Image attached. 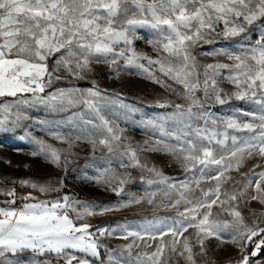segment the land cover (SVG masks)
Wrapping results in <instances>:
<instances>
[{
  "label": "snow or ice",
  "instance_id": "snow-or-ice-1",
  "mask_svg": "<svg viewBox=\"0 0 264 264\" xmlns=\"http://www.w3.org/2000/svg\"><path fill=\"white\" fill-rule=\"evenodd\" d=\"M138 27L158 33L159 38L147 41L156 58L134 47V41L141 38L136 34ZM253 34L257 35L254 41ZM217 38L235 41V47L213 49L205 55L224 57L227 62L201 64L194 50L217 42ZM53 57L55 67L49 70L48 61ZM121 60L124 66L140 69L144 78L166 89L175 92L173 85L183 89L176 94L187 102L186 106L173 105L176 111L161 120L183 123L184 128L192 130L184 134L190 138L181 141L177 136L175 145L161 140L154 145L147 141L137 146L125 144L123 129L108 119L105 110L127 119L139 109L125 103L118 93L106 95L95 81L93 87L84 90L70 87L46 91L67 77L84 79L92 71L93 62L118 67ZM61 69L66 76L58 74ZM225 70L229 73L227 81L233 85L231 92H225L217 83ZM233 100L256 108L216 116L205 107V102L225 105ZM155 103L161 108L172 104L169 100ZM81 105L90 118L85 119V113L79 112L64 124L37 121L47 125V136L68 147H56L26 132L25 138L35 145L31 155L66 170L74 143L85 139L92 144L93 153L97 146L107 149L110 156L119 157L121 168L139 169L140 181L157 187L142 196L126 193L128 198L115 205L72 200L67 195L56 200L40 199L33 192L18 197L15 187L0 190V195L9 198L3 201L6 206L0 207V264H53V260L44 258L48 255L55 258L56 264H93L91 258L99 260L101 248L107 260H100V264H171L173 255L183 257L186 264H197L193 238L199 255H206L205 241L215 237L224 243V232L231 233L230 242L240 249L236 264H249L250 243L254 245L252 257L261 253L264 213H253L250 225L237 210L236 202L244 197L264 204V170L257 172L255 169L261 165H254L240 174L243 182L234 180L230 173L239 172L247 159L258 156L264 160V0H0V131L23 127L32 119L29 110L43 108L58 113ZM241 116L248 119L242 120ZM194 120L202 121L203 127L194 126ZM145 123L164 131L163 124L154 119ZM67 125H71L68 131H62ZM138 151L171 154L186 173L192 174L191 181L167 176L155 165L142 162ZM206 170L215 175H207ZM132 180L131 172L117 173L109 167L97 182L120 196ZM229 181L234 190L224 191L221 199V189ZM211 182L214 187H201ZM13 183L42 194L59 192L63 186L62 181L53 184L30 179ZM241 183L236 190L235 185ZM249 188H254V194L245 196ZM161 193L168 204L156 202ZM17 199L22 201L20 207H14ZM145 202L176 209L178 219L166 230L155 231L148 226L140 231L129 230L128 223H124L118 227L124 240L132 237L129 243L118 249L100 243V237L111 236L117 229L94 228L89 217ZM214 205L231 219L218 218L219 214L214 217ZM152 223L148 221L147 225ZM189 229H194V234L186 236ZM141 244L145 249L155 246L151 252L141 250L133 255V249L141 248Z\"/></svg>",
  "mask_w": 264,
  "mask_h": 264
},
{
  "label": "rangeland",
  "instance_id": "rangeland-1",
  "mask_svg": "<svg viewBox=\"0 0 264 264\" xmlns=\"http://www.w3.org/2000/svg\"><path fill=\"white\" fill-rule=\"evenodd\" d=\"M136 34L140 39L134 41V47L138 52L147 53L149 56L156 58V53L151 45L147 43L149 39H157L158 33L148 27H138ZM253 41L257 39V35L253 34ZM235 41H224L217 38V42L212 44H203L194 50V54L197 60L201 64L212 63L216 60L227 62L224 57H213L205 55L217 48H234ZM55 57L48 61L49 70L55 67ZM146 63V62H145ZM147 66V64H146ZM92 71L85 74V78L82 80L67 77L55 82L51 88L46 91H53L56 88H70L76 87L79 89H88L93 87V81L95 85L105 92L106 95L112 93H118L120 98L125 103L134 105L138 112L130 114L125 119L123 116H113L108 110H105V114L109 120L115 121L120 129H123V136L127 139L124 141L125 144H132L133 146L144 145L147 141L149 145H154L156 141L161 140L165 143L175 145L178 143L176 137L179 136L181 141L190 138L184 134L192 131L184 128L183 123L177 122L172 119L161 120V117L170 116L176 111L173 105L184 104L186 101L176 93L182 92L183 89L179 85H173L176 89L175 92L166 89L141 75V70L135 67L124 66L123 61L119 62L118 67H113L104 63H95L91 65ZM59 75L66 76L67 74L63 69L58 73ZM157 75H160L157 73ZM229 75L228 71L225 70L221 74V78L218 79V86L223 88L225 92L233 91V85L229 83L226 77ZM167 83L172 84V81L167 80L166 77H162ZM197 95H202V92H198ZM11 99V98H9ZM169 100L172 102L171 105L161 108L156 105V101ZM207 110L211 111L216 116H229L234 113L235 110L239 109L240 112L253 111L256 106L245 101L233 100L230 104L225 105H210V102H205ZM197 111V109H193ZM85 113V119L90 118V113L81 105L74 107L66 112L49 113L43 108L29 110V114L32 119L25 121L24 126L16 129L13 132L0 131V190L10 189L11 187L16 188L17 196H24L28 192H33V195L40 199L56 200L65 195L69 196L72 200H78L83 202H92L97 205H115L120 201L126 200L128 197L126 193H132L136 196L144 195L145 191H153L157 187L156 185L149 186L140 181L141 171L135 168H121L119 164V157L110 156L107 149H103L97 146L93 153V146L85 139H81L74 143L71 149L72 155L68 157L69 163L67 169L64 167H56L49 163L45 159L39 156H32L31 152L35 150V145L29 138H25L26 132H31L33 136L42 138L49 143L54 144L56 147L66 149L67 144H61L58 141L53 140L51 137L46 135L45 129L47 125H41L37 123L38 120L56 121L64 124L73 113ZM149 119L156 120L157 123L163 124L164 131H161L157 127L147 125L145 121ZM242 120L248 119L247 117L241 116ZM79 123V119H77ZM194 126L203 127V122L200 120L193 121ZM67 125L62 128V131L67 132ZM167 133V135L165 134ZM76 133L73 134L72 139H75ZM138 155L141 157L142 162H147L150 166L155 165L158 169L162 170L167 176L178 178L180 180L188 179L191 181V175L186 173L181 167V164L167 152H152V151H138ZM260 164L261 167L255 169L259 172L264 170V160L258 156L247 159L244 164L240 167L239 172L232 171L230 175L234 180H240L243 182L244 177L241 173L249 172L254 165ZM112 168L117 173L131 172L133 180L125 185V192L117 196L111 192L110 189L106 188L103 184L98 183L97 179L100 177L102 171L105 168ZM207 175H215V172H208ZM195 176L198 179L200 174L198 171L195 172ZM21 179H30L38 183L51 182L58 184L60 181L63 182V186L59 192H53L48 194H42L32 190L28 187H22L14 181ZM214 182L203 183L201 187L207 189L214 187ZM241 184L235 185V189L239 190ZM234 190L233 182L229 181L223 185L221 192V199H224L223 192L228 191L229 193ZM254 194V188H249L245 193V196H251ZM195 195L199 196L200 193L196 192ZM9 199L4 195H0V207L6 206L3 201ZM161 200L165 204L169 201L163 197L162 193L156 197V202L159 203ZM238 209L244 216L245 222L252 224L254 216H260L264 213V204L258 201L246 200L244 197H238L237 202ZM22 201L17 199L14 207H20ZM182 210V206H181ZM213 216L221 219H231L228 213L223 212L221 207L213 206ZM176 216V209L166 207H156L155 205H149L146 202L139 205H133L129 208H124L119 211L107 212L103 215H95L88 218V222L91 223L94 228L95 226L107 227L109 230L117 229V231L111 236L100 237V243L106 245L108 249H118L121 245L129 243L132 237L128 240L122 238L123 232L119 229V225L128 223L129 230L140 231L142 226H148L151 230H166L167 225L172 224ZM264 219V217H262ZM148 221H152V225H147ZM160 221H163L160 223ZM260 227H264V223L260 224ZM194 229H189L186 236L193 235ZM224 241L212 237L205 241V247L207 249L206 255H199V246L195 244L193 238V251L196 253L197 264H233L240 258V249L236 245L232 244L231 233L224 232L221 234ZM167 240L168 237H165ZM258 238L254 237L253 240ZM152 243V242H150ZM153 244V248H154ZM252 244L250 243L247 247L249 253V264H264V249H261V253L255 257L250 255ZM153 248L145 249L143 244L141 248H134L133 255L141 250L151 252ZM254 250V249H253ZM77 255H83L76 253ZM24 255H31L25 253ZM167 256V251L165 252ZM52 255H48L44 258H51ZM93 264H100V260H107V253L104 248H101V255L99 260L91 258ZM53 264H56L54 258ZM171 264H186L183 257L173 255L171 258Z\"/></svg>",
  "mask_w": 264,
  "mask_h": 264
},
{
  "label": "trees",
  "instance_id": "trees-1",
  "mask_svg": "<svg viewBox=\"0 0 264 264\" xmlns=\"http://www.w3.org/2000/svg\"><path fill=\"white\" fill-rule=\"evenodd\" d=\"M253 249H254V245L252 244V246H251V248H250V251H253ZM264 249V248H263ZM79 254H81V253H79ZM222 264H226V263H222ZM233 264H236V262H233Z\"/></svg>",
  "mask_w": 264,
  "mask_h": 264
},
{
  "label": "bare ground",
  "instance_id": "bare-ground-1",
  "mask_svg": "<svg viewBox=\"0 0 264 264\" xmlns=\"http://www.w3.org/2000/svg\"><path fill=\"white\" fill-rule=\"evenodd\" d=\"M50 260H54V257L49 258Z\"/></svg>",
  "mask_w": 264,
  "mask_h": 264
}]
</instances>
